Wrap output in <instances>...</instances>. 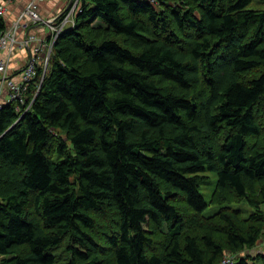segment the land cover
Masks as SVG:
<instances>
[{
    "label": "trees",
    "instance_id": "1",
    "mask_svg": "<svg viewBox=\"0 0 264 264\" xmlns=\"http://www.w3.org/2000/svg\"><path fill=\"white\" fill-rule=\"evenodd\" d=\"M259 1L80 0L35 96L0 106V264H56L63 250L62 264H220L225 250L254 248L264 230ZM203 172L216 175L211 201L225 203L210 217ZM240 201L246 217L231 208ZM257 260L264 253L232 264Z\"/></svg>",
    "mask_w": 264,
    "mask_h": 264
},
{
    "label": "built area",
    "instance_id": "2",
    "mask_svg": "<svg viewBox=\"0 0 264 264\" xmlns=\"http://www.w3.org/2000/svg\"><path fill=\"white\" fill-rule=\"evenodd\" d=\"M15 1L0 0V13L6 20V26L0 34V106L9 101L18 107L25 104L28 92L35 96L48 73L55 41L64 29L74 26V16L81 9L80 0H66L61 8L45 18L39 11L44 0H27L8 21L6 7ZM139 1L158 5L160 0ZM42 29L45 31L38 34L37 31ZM18 50H26L27 54L22 69L18 74H12L9 68L17 63ZM31 82L34 88L29 90ZM233 261V254L224 253L220 263L232 264Z\"/></svg>",
    "mask_w": 264,
    "mask_h": 264
},
{
    "label": "rangeland",
    "instance_id": "3",
    "mask_svg": "<svg viewBox=\"0 0 264 264\" xmlns=\"http://www.w3.org/2000/svg\"><path fill=\"white\" fill-rule=\"evenodd\" d=\"M262 4L263 3H261L259 0H253L252 4L249 5V7H252V8H263ZM94 24H96V23H94ZM252 139H253L252 137H248L247 138V142L251 143ZM200 175H203V176L206 177L205 179L200 180L199 189H200L202 195L204 196L205 201L208 202V205H207V207L205 209V212L203 213V216L204 217H210L217 210H219L221 207H223V205H225V203H223L222 205H218V204H215L214 202L211 201L212 195H213V192H214V188H215V184H216V175H215V173H213V172H203V173H200ZM263 207H264V205L261 206L262 209H263ZM231 208H237V209L241 210L243 217H246L249 213L252 212V208L244 201L232 203L231 204ZM29 211H31V209H29ZM95 219H96L97 223L99 224V226L101 228L105 229L104 227H106V225H107V220L104 217H102V216H95ZM112 225H113V223H112ZM262 233H263V236H264V230H263ZM263 236L260 237V239L257 240L254 248L246 249V250L243 249V250L238 251L237 253H235L234 254V259L235 258H239L241 256H244V257L246 256V257H249V260H253L254 261V256L255 255L260 254V253H264V237ZM67 242H68V238L64 237L61 240V244L53 249V252L56 251V250L65 249V246H66ZM225 249H227V248H225ZM66 253H67V251L64 252V250H63V252L61 253L63 259L62 260L58 259L56 264H62L64 262V260L66 259L65 258L66 257L65 256ZM224 253L233 254V253H231L228 250H225ZM224 253H223V255H224ZM5 257H6V255H1L0 254V260H2ZM249 263H250V261H249ZM254 263L255 264H260V261L257 260Z\"/></svg>",
    "mask_w": 264,
    "mask_h": 264
},
{
    "label": "crops",
    "instance_id": "4",
    "mask_svg": "<svg viewBox=\"0 0 264 264\" xmlns=\"http://www.w3.org/2000/svg\"><path fill=\"white\" fill-rule=\"evenodd\" d=\"M27 0H17L13 2L12 4L7 5L6 7V16L8 17V21L10 18L14 16V14L22 8V6L26 3ZM66 0H44L43 3L39 6V11L43 15V17H49L54 12H56L59 8L62 7L63 3ZM7 21V22H8ZM40 30V29H39ZM45 29H42V31H37L38 34H42ZM18 58L17 63H13L14 65L12 68H9V71L12 69V74H18V72L22 69L24 65V58L26 57V50H18ZM11 74V75H12Z\"/></svg>",
    "mask_w": 264,
    "mask_h": 264
},
{
    "label": "bare ground",
    "instance_id": "5",
    "mask_svg": "<svg viewBox=\"0 0 264 264\" xmlns=\"http://www.w3.org/2000/svg\"><path fill=\"white\" fill-rule=\"evenodd\" d=\"M156 249V248H155Z\"/></svg>",
    "mask_w": 264,
    "mask_h": 264
}]
</instances>
